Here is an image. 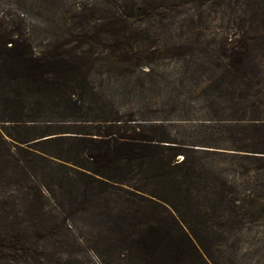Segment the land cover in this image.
I'll return each mask as SVG.
<instances>
[{
	"label": "trees",
	"instance_id": "16d2710c",
	"mask_svg": "<svg viewBox=\"0 0 264 264\" xmlns=\"http://www.w3.org/2000/svg\"><path fill=\"white\" fill-rule=\"evenodd\" d=\"M224 1L13 0L16 19L0 22L1 144L10 139L18 154L130 187L161 209L166 215L154 223L136 216L132 224L139 235L131 241L149 264H187L190 256L213 264L207 221L220 209L235 227L264 225V113L253 110L252 93L235 95L230 84L257 58L255 49L239 45L238 33L204 54L221 74L206 79L202 97L211 99L228 79L230 116L221 95L188 104L204 62L192 54L184 67L162 72L163 61L183 53L153 46L150 30L174 7ZM29 15L45 17L41 29L27 28ZM161 98L175 109L152 110ZM241 99L250 103V118L238 115L247 113Z\"/></svg>",
	"mask_w": 264,
	"mask_h": 264
},
{
	"label": "rangeland",
	"instance_id": "374dc122",
	"mask_svg": "<svg viewBox=\"0 0 264 264\" xmlns=\"http://www.w3.org/2000/svg\"><path fill=\"white\" fill-rule=\"evenodd\" d=\"M155 1L159 5L173 3V0ZM17 13L13 0H0L1 23L8 24L9 19H16ZM44 18L29 15L25 18L27 28L41 29ZM152 21L150 30L156 42L153 46H166L172 54H184L169 56L160 65L162 72L184 67L192 54L198 63L204 62V68L197 71V79L202 82L198 94H185L191 97L188 98L191 105L209 99L210 95L202 97L206 79L216 76L213 72L221 74L216 70L218 64L204 57L206 50L218 48L225 36L240 33L239 45L252 46L257 58L251 59L242 77L232 79L230 84L235 95L252 93L251 101L256 105L253 110L256 114L264 113V0L188 4L174 7ZM225 81L228 83L222 91H210L209 100L221 95L225 115L231 116L233 93L229 80ZM36 101L32 99L26 109L36 108ZM156 102L152 110L175 109L163 104V98ZM241 103L247 113L245 117L243 112L238 115L250 118L249 101L241 99ZM133 107L140 112V105ZM194 109L199 110V106ZM8 142L6 146L0 142V264H149L148 257L131 241V236L139 235L132 224L136 216L138 221L154 223L166 215L161 209L142 201L136 195L140 192L130 187L101 185L78 174L66 162H47L34 154H18L10 139ZM215 206L216 203L211 205L219 209ZM220 210L216 216L210 211L207 221L213 264H264V225L235 227ZM187 264L201 263L190 256Z\"/></svg>",
	"mask_w": 264,
	"mask_h": 264
}]
</instances>
